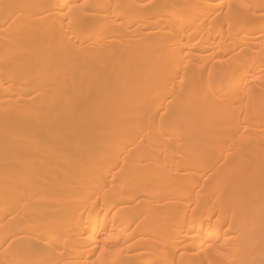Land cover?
Here are the masks:
<instances>
[{
    "label": "bare ground",
    "instance_id": "bare-ground-1",
    "mask_svg": "<svg viewBox=\"0 0 264 264\" xmlns=\"http://www.w3.org/2000/svg\"><path fill=\"white\" fill-rule=\"evenodd\" d=\"M0 264H264V0H0Z\"/></svg>",
    "mask_w": 264,
    "mask_h": 264
}]
</instances>
